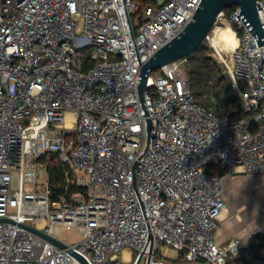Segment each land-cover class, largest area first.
Returning <instances> with one entry per match:
<instances>
[{
	"label": "built area",
	"instance_id": "built-area-1",
	"mask_svg": "<svg viewBox=\"0 0 264 264\" xmlns=\"http://www.w3.org/2000/svg\"><path fill=\"white\" fill-rule=\"evenodd\" d=\"M199 1L0 0V264H264L254 232L224 243L214 234L228 210L225 177L264 175V43L239 6L216 22L235 35L224 72L244 117L197 103L182 58L149 72L147 113L138 96L141 64ZM49 153L84 191L52 198L48 179L38 182ZM161 244L181 260L165 259Z\"/></svg>",
	"mask_w": 264,
	"mask_h": 264
},
{
	"label": "water",
	"instance_id": "water-1",
	"mask_svg": "<svg viewBox=\"0 0 264 264\" xmlns=\"http://www.w3.org/2000/svg\"><path fill=\"white\" fill-rule=\"evenodd\" d=\"M236 5L240 8L236 16L242 20L247 29L253 35L257 45L264 43V27L262 28V21L257 12V8H260V3H258L257 0H200L191 20L184 26V28L176 36L158 48L140 66L137 91L145 113H147V110L144 103V94L147 90L149 72L159 69L173 61L193 55L205 40L213 25H215L219 15L226 8ZM222 76L226 80L229 78L226 72H223ZM149 131L150 121L147 118L146 132L148 140ZM211 164L217 167V172L220 177L225 175V166L221 165L219 160L212 161ZM3 220L4 219H0V221ZM24 227L33 233L42 236L48 241L55 243L59 247H64V245L58 240L45 235L30 226L25 225ZM244 251L245 247H241L239 259L242 261H245Z\"/></svg>",
	"mask_w": 264,
	"mask_h": 264
},
{
	"label": "rangeland",
	"instance_id": "rangeland-1",
	"mask_svg": "<svg viewBox=\"0 0 264 264\" xmlns=\"http://www.w3.org/2000/svg\"><path fill=\"white\" fill-rule=\"evenodd\" d=\"M140 13H137L136 15H133L132 18L135 20V22H138V16ZM226 20H218L215 25L211 28L208 36L209 38H205V40L200 45L199 51H202L206 56L211 58L213 62H215L220 69L225 71L226 64H228L230 55L228 51L223 47L221 44H217L214 40V35L218 32L219 29L225 26ZM239 35V34H238ZM190 57V56H189ZM179 61V60H178ZM179 63L184 67L186 73L190 70V63L188 57L182 58ZM157 72H159V69H156L151 72L152 75H155ZM240 87L242 90H246V84L241 81ZM220 88L216 90L213 94L212 104L210 106H204L200 102L199 104L204 106L208 110H215V103L218 102V104H222V95L220 94ZM148 92L152 94L153 89H149ZM217 92V93H216ZM213 93V92H212ZM197 102V100L195 99ZM48 179L47 172H46V165L45 164H39L38 165V182H44ZM264 181L261 179L260 182ZM256 182L254 185H252V192L244 191L243 187L244 183L242 180H236L234 183L233 181H230L227 183V202H228V211L226 214V219L228 218L231 220L236 221V224L240 226V228H255L261 230L263 228L264 230V207L259 206V208L255 207V203L257 201L264 202V186L258 187L259 184ZM243 229H239L238 233H241ZM254 232V231H252ZM263 232L256 235L260 236V238L263 239ZM79 235H76L73 230H63L61 232V237L68 243H73L78 239ZM161 248L159 249V252L165 259L168 260H181V255L174 251L173 249L169 247H165L163 244H161ZM259 242H256L253 244V249L256 252L258 250ZM123 264H129L123 262ZM188 264H207L203 261H200L198 263H188Z\"/></svg>",
	"mask_w": 264,
	"mask_h": 264
},
{
	"label": "trees",
	"instance_id": "trees-1",
	"mask_svg": "<svg viewBox=\"0 0 264 264\" xmlns=\"http://www.w3.org/2000/svg\"><path fill=\"white\" fill-rule=\"evenodd\" d=\"M232 8L233 6L226 8L224 10L225 14L228 15ZM199 48L193 55L188 57L191 63L188 65L190 70L187 75L194 100L196 99L197 103L200 102L204 106H210L214 92L220 88L222 104L219 105L216 102L215 109L230 112L234 119L244 117L245 114L240 110V100L231 88L229 81L222 76L224 71L211 58L199 51ZM254 126L255 123L251 120L249 129H253ZM41 161L46 163L48 182L54 200L62 195L68 196L79 189L84 191L83 188H77L67 182L70 175L68 174V168L60 161L56 153L46 154L41 158Z\"/></svg>",
	"mask_w": 264,
	"mask_h": 264
},
{
	"label": "crops",
	"instance_id": "crops-1",
	"mask_svg": "<svg viewBox=\"0 0 264 264\" xmlns=\"http://www.w3.org/2000/svg\"><path fill=\"white\" fill-rule=\"evenodd\" d=\"M261 179L264 180V175H240V176H235V177H225L224 189H225L226 201H227V183H229L230 181H233V183H234L236 180H242V182L244 183V186L246 185V187H243L244 188L243 190L246 192H248V191L252 192L253 190L251 187L256 182H258L257 184H259L258 187L264 186V181L260 182ZM227 205H228V202H227ZM259 206L264 207V202L257 201L255 203V207L259 208ZM239 229H243V227L240 228V226H238V224H236V221H234V220H231V219L228 220V218L226 219V214H224L222 216V218L218 221V226L214 232L215 238L218 242L224 243L232 236H244L248 232L254 231V235L251 239L252 253L256 256L264 257V235H263V239L260 238V236L256 237V235L259 234L260 232L261 233L263 232V234H264L263 228L261 230H259L260 228L255 229V228H247L246 227L242 230L241 233H238ZM256 242H259V246H258L259 248L255 252L253 249V244H255Z\"/></svg>",
	"mask_w": 264,
	"mask_h": 264
},
{
	"label": "bare ground",
	"instance_id": "bare-ground-1",
	"mask_svg": "<svg viewBox=\"0 0 264 264\" xmlns=\"http://www.w3.org/2000/svg\"><path fill=\"white\" fill-rule=\"evenodd\" d=\"M213 37H214L213 41H216L217 44H221L223 47H225L229 55H231L235 45V35L233 30L228 26L222 27Z\"/></svg>",
	"mask_w": 264,
	"mask_h": 264
}]
</instances>
